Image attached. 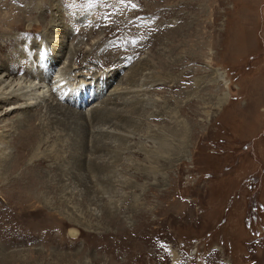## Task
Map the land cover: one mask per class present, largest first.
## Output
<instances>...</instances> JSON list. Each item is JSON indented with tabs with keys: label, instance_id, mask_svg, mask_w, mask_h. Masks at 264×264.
<instances>
[{
	"label": "rangeland",
	"instance_id": "374dc122",
	"mask_svg": "<svg viewBox=\"0 0 264 264\" xmlns=\"http://www.w3.org/2000/svg\"><path fill=\"white\" fill-rule=\"evenodd\" d=\"M0 63L66 105L0 127V264H264V0H0Z\"/></svg>",
	"mask_w": 264,
	"mask_h": 264
},
{
	"label": "bare ground",
	"instance_id": "6f19581e",
	"mask_svg": "<svg viewBox=\"0 0 264 264\" xmlns=\"http://www.w3.org/2000/svg\"><path fill=\"white\" fill-rule=\"evenodd\" d=\"M58 25H52L53 30L58 29L57 27ZM60 28V27H59ZM68 28V26L66 27V29ZM68 31V29H67ZM66 31V32H67ZM67 34V33H66ZM68 35V34H67ZM71 35V34H70ZM64 36V35H63ZM63 38V37H62ZM67 38V37H66ZM69 38V37H68ZM54 40V39H53ZM59 40V39H58ZM64 40V39H63ZM62 40V41H63ZM60 42V41H59ZM8 43V42H7ZM12 44V43H10ZM5 45V44H4ZM57 60V59H56ZM54 59V62L56 61ZM21 61V60H19ZM71 63V61H70ZM70 63H68V66L70 65ZM20 63L17 62V64L14 65V69L17 70V68L20 66ZM0 127H4V125L6 124V117H8L7 115H10L12 113H15V116L17 117V127L19 128V132H23L28 130V127H30V123H31V117L33 114L35 115H39L37 119H40L41 117L43 118V111H45V109L50 108L51 106H55V107H65L62 103L53 101V99H51V94L49 92V87L47 82L50 84V90L52 92L59 90L60 88H58V84L59 83L57 81V76H52L51 75V71L46 72L44 75H39V77H36L35 75H33L32 72H30L29 68L28 70H26V76H34L35 78H39L38 82H34L32 80H29L27 77L24 79L21 77L20 78H12L11 74L8 73L7 71L1 72L3 66H5V64H1L0 63ZM3 65V66H2ZM45 66V65H44ZM65 66V65H62ZM65 68V67H64ZM69 68V67H68ZM68 68L66 71H68ZM70 68L71 65H70ZM73 69V68H72ZM52 70V69H51ZM59 70V69H58ZM46 71V70H45ZM44 71V72H45ZM61 71V69H60ZM70 71V70H69ZM115 71V70H114ZM41 72V71H40ZM110 72V71H109ZM68 73V72H67ZM49 74V75H48ZM112 74V73H111ZM65 75V74H64ZM77 77H73L72 84H76L77 82L80 83L79 88L75 89L72 93V97L70 98V93H69V100L72 103H75V105L77 104H83L84 101V97H78L77 94L79 92H82L83 90H86V86H89L91 84L90 82V77H86V75H80V74H76ZM68 76V75H67ZM104 76V75H103ZM109 77V75H107ZM222 76V75H221ZM69 77V76H68ZM224 77V76H223ZM220 78V77H219ZM221 79V78H220ZM60 80V79H59ZM104 80V79H103ZM47 81V82H46ZM69 81V80H68ZM111 80L108 81H104L103 85L99 87L100 90H98V92L96 93L97 96L99 97H104L106 100L110 97L111 99H115L116 101L118 100L119 96H121L120 91L122 90L121 87H119V84H115L112 87L108 88V84L110 83ZM225 81V80H224ZM229 82V81H228ZM71 83V82H70ZM69 83V84H70ZM57 84V85H56ZM60 84V83H59ZM61 86V85H60ZM73 86V85H72ZM74 87V86H73ZM72 87V88H73ZM76 87V86H75ZM107 87V88H106ZM69 88V87H68ZM71 88V86H70ZM64 89V88H63ZM70 90V89H69ZM65 91V90H63ZM102 92V93H101ZM56 94V93H55ZM95 94V93H94ZM67 96V95H66ZM90 97H96L95 95H91ZM123 97V96H122ZM125 97V96H124ZM129 97V96H128ZM56 98V97H55ZM103 98V99H104ZM100 99V98H99ZM125 99V98H124ZM129 99V98H128ZM110 100V99H109ZM45 101V102H43ZM87 101V100H86ZM61 102V101H60ZM71 102H66L67 106L69 103ZM10 103L14 104V105H9ZM42 103H45L44 105ZM55 103V104H54ZM105 103V102H104ZM4 105H7V107H3ZM40 106L42 107V109L40 108ZM37 113H31V114H27L30 113V110L32 111L33 108L37 109ZM71 108V107H70ZM94 108H91V112H93ZM76 115H78V113L80 114L81 112L76 111L75 109H72ZM69 111V110H68ZM70 112V111H69ZM95 112V111H94ZM84 115V113H83ZM16 121V120H15ZM5 122V124L3 123ZM14 123V122H13ZM13 125V124H12ZM27 125V126H26ZM96 131H99L98 128H96ZM102 129V128H101ZM121 135V134H120ZM126 136H129L127 134H124ZM7 132L1 130L0 131V161L1 159H3L5 157V146L7 144ZM165 145V142H161L160 143V148L159 151L162 152L163 147ZM7 149V148H6ZM1 162H0V166H1Z\"/></svg>",
	"mask_w": 264,
	"mask_h": 264
}]
</instances>
